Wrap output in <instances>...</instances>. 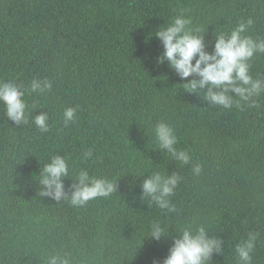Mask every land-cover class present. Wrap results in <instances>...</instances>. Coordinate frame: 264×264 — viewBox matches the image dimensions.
<instances>
[{
  "label": "trees",
  "instance_id": "trees-1",
  "mask_svg": "<svg viewBox=\"0 0 264 264\" xmlns=\"http://www.w3.org/2000/svg\"><path fill=\"white\" fill-rule=\"evenodd\" d=\"M181 9L206 31L209 53L215 34L248 18L255 23L246 34L264 38V0H0V81L53 85L26 91L27 124L16 125L0 104V264H45L56 251L72 264H163L188 226L221 239L208 264H238L235 246L258 232L252 264H264V94L257 109H226L184 91L179 84L193 77L158 63L164 49L154 35ZM250 64L253 78L264 79V54ZM68 107L76 119L65 126ZM43 113L47 132L33 122ZM160 121L174 127L189 164L158 148ZM87 150L93 157L82 160ZM52 155L68 159L66 196L82 168L116 182V191L83 207L41 196ZM153 172L182 177L175 213L143 198ZM154 221L167 231L160 241L147 237Z\"/></svg>",
  "mask_w": 264,
  "mask_h": 264
},
{
  "label": "clouds",
  "instance_id": "clouds-1",
  "mask_svg": "<svg viewBox=\"0 0 264 264\" xmlns=\"http://www.w3.org/2000/svg\"><path fill=\"white\" fill-rule=\"evenodd\" d=\"M255 21L248 18L241 20L229 32L215 34L214 52L206 51L204 33L200 27H193L190 17H186L181 9L172 21L165 27H160L154 35L163 46V53L157 57L159 64L167 62L169 68L187 80L182 86L187 93H197L209 104L226 109L241 107L247 104L249 108L257 109L261 105L258 98L264 94V79H255L250 74V61L257 54H264V38L246 34ZM48 79L33 78L30 89H22L15 82L0 81V104L4 106L5 115L16 125L29 122V105L24 99L26 91L45 93L52 89ZM204 89H207L204 91ZM76 108L68 107L63 113L65 126L76 119ZM49 115H35L33 122L41 132L49 130ZM154 137L158 148L166 151L171 157L182 164H189L191 156L186 150H178V137L175 129L167 122L160 121L154 127ZM93 157L92 150H87L81 156L82 160ZM193 174L200 175L202 165L193 166ZM70 177V165L66 157L52 155L44 164L39 176L42 186L41 196H50L57 202L68 200L73 206L83 207L91 200L99 197H109L116 191V182L104 177L90 176L86 169H80L75 176L77 183L73 185L70 196L65 194V178ZM182 177L177 173L162 175L153 172L142 184L143 198H148L161 210L169 213L177 211L171 197ZM167 231L165 226L154 221L150 227L148 238L160 241ZM259 233L249 232L246 240H241L235 246L238 264H252V253L257 244ZM220 238L210 236L205 227L195 230L191 226L180 229V234L174 239L169 254L163 264H208L214 253L222 252ZM45 264H72V257L64 251H56L47 256ZM153 264H159L154 261Z\"/></svg>",
  "mask_w": 264,
  "mask_h": 264
}]
</instances>
